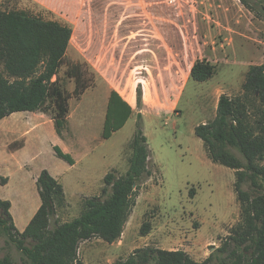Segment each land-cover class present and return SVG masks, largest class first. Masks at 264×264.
Instances as JSON below:
<instances>
[{
  "label": "rangeland",
  "instance_id": "rangeland-1",
  "mask_svg": "<svg viewBox=\"0 0 264 264\" xmlns=\"http://www.w3.org/2000/svg\"><path fill=\"white\" fill-rule=\"evenodd\" d=\"M0 10L24 11L73 29L53 80L56 89L51 90L50 104L56 107L59 92L65 93L69 107L65 127L78 113L73 128L85 152L93 155L95 178L109 164L117 166L116 179L126 177L139 122L148 139L147 169L152 176L140 184L122 238L114 244L98 238L81 243L78 261L125 262L138 249L151 247L182 250L204 262L225 243L227 257L235 248L230 237L241 233L243 224L238 170L214 164L195 129L215 119L222 95L241 96L249 69L264 64V0H0ZM197 61L215 68L205 83L191 77ZM116 111L124 119L121 128L114 123ZM63 134L65 148V130ZM49 140V133H39L33 144L39 158L30 175L45 168L65 184V160L56 156ZM218 147L242 161L230 139ZM239 172L246 174L241 190L254 201L264 190L255 187L247 168ZM8 174L12 179L6 190L15 201L33 197L30 175L25 187L23 175ZM73 194L69 191L66 207H59L58 216L51 219L52 228L83 213L89 198ZM146 221L152 231L142 236ZM8 242L0 237V259L27 264L23 252Z\"/></svg>",
  "mask_w": 264,
  "mask_h": 264
},
{
  "label": "trees",
  "instance_id": "trees-1",
  "mask_svg": "<svg viewBox=\"0 0 264 264\" xmlns=\"http://www.w3.org/2000/svg\"><path fill=\"white\" fill-rule=\"evenodd\" d=\"M72 37L73 29L68 25L46 21L24 11L0 10V121L18 112L54 114L60 134L69 107L63 92H59L56 107L51 105L50 93L56 89L53 80ZM214 75L215 68L203 61H197L191 71L192 79L199 83L209 81ZM242 92L236 98L222 95L215 119L195 129L214 164L238 170L236 191L243 224L241 233L230 237L235 248L224 257L229 246L225 243L206 261L196 262L182 250L146 247L135 251L127 261L114 264H264V192L250 201L249 195L241 190L246 174L239 172L247 168L255 177V187L264 190V166L259 165L264 163V64L249 69ZM113 115L115 125L121 128L124 119L117 111ZM110 123L109 118L107 129ZM227 138L238 148L242 161L219 149L218 144H224ZM132 148L134 154L126 177L116 179L114 171L107 174L102 194L87 199L83 213L72 222L50 226L51 219L58 216L59 207H66L67 201L63 185L46 170L38 180L42 207L25 232L21 233L14 223L11 203L0 198V237L5 236L15 244L27 258V264H82L78 261L81 243L93 238L108 244L119 241L136 206L140 184L152 176L147 169L148 139L140 122ZM55 151L61 159L74 164L59 147ZM8 182L9 178L0 176V185ZM151 231L152 224L146 221L141 228L142 236ZM0 264L15 263L11 258H4Z\"/></svg>",
  "mask_w": 264,
  "mask_h": 264
},
{
  "label": "crops",
  "instance_id": "crops-1",
  "mask_svg": "<svg viewBox=\"0 0 264 264\" xmlns=\"http://www.w3.org/2000/svg\"><path fill=\"white\" fill-rule=\"evenodd\" d=\"M79 106L80 103L76 107ZM70 109L73 108L70 107ZM20 113H30L27 116L31 117H20ZM77 115L78 113L75 116L71 115L67 119L68 122L66 123V127L64 125L60 134L57 129L56 120L53 119L51 114L41 112H18L0 121V176L3 174L5 175L3 177L9 178L7 185H0V189L2 190H0V198L11 203V214L17 229L21 233L27 230L42 207L43 202L38 180L43 171H48L63 185L66 201L68 203L69 191H74L73 196H78L80 198H90L93 194H98V192L105 187L104 179L107 174L117 169V166L114 164H109L97 178L92 175V172L95 173L94 167L96 165L94 159H91L93 155L85 152V145L78 140L73 128L72 122L75 121ZM64 130L65 148L61 145L62 138L64 137ZM39 133L50 134V146L56 156L58 155L55 151V147H59L63 153L69 155L73 159L74 164H70L65 160V184L61 180L60 175L45 168L33 175V177L30 175L34 163H36L39 158L38 152L33 151V144L36 143ZM43 140L45 139L43 138ZM89 159L91 161H88ZM85 161L86 166L84 165ZM13 171L24 176L21 184L25 187L27 186L26 180L28 179V175H30V179L34 181L33 197H28L26 195L23 199L15 201L9 192H7L6 189L10 187L12 179L8 173ZM38 193L40 201L37 199ZM18 204L23 205V208H18ZM166 250L172 251V249Z\"/></svg>",
  "mask_w": 264,
  "mask_h": 264
}]
</instances>
